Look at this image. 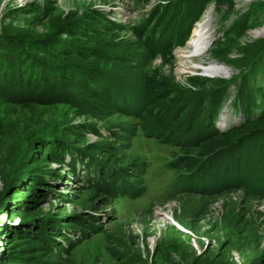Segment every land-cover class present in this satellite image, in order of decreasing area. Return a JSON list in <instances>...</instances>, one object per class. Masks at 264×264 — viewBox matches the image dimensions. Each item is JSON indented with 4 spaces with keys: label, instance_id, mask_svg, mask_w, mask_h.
I'll list each match as a JSON object with an SVG mask.
<instances>
[{
    "label": "rangeland",
    "instance_id": "rangeland-1",
    "mask_svg": "<svg viewBox=\"0 0 264 264\" xmlns=\"http://www.w3.org/2000/svg\"><path fill=\"white\" fill-rule=\"evenodd\" d=\"M255 1L264 0H0V37L10 36L25 46L31 43L32 47L46 48L67 43L107 54L88 61L92 66L88 77H99L93 82L97 88L92 95L69 83L66 96L58 94L51 104L21 100L26 96L24 91L6 95L9 98L0 96V264H192L202 253L248 264L253 252H257L255 263L264 264V191L244 186L249 173L264 179V171L258 170L264 166V132L243 136L230 152L210 146L217 136L199 145L180 148L176 144L181 138L194 144L197 137L193 133L210 131L206 124L210 111L199 117L193 114L195 107L207 99L206 92L214 90L210 85L202 87L199 78L214 79L220 84L234 79L238 83L240 59L255 54L264 45V33L260 34L264 24L246 34L238 27L225 36L233 19L245 15ZM159 7L164 8L163 12ZM99 15L122 30L111 29L105 20L98 19ZM147 19L152 24L150 30L159 32V39L179 38L170 52L159 49L151 57L135 31ZM78 24L93 30L107 27L83 40L61 35ZM199 24L204 27L200 37L204 49L199 56L188 59L204 66L222 65V75H206L201 68L180 73V56L195 38ZM190 25V35L185 37L183 32L181 36V29ZM224 37L236 46L230 54V64L217 61L210 52ZM241 81L245 85V78ZM155 82L159 88L153 99H175L158 100L160 104L147 121L172 117L178 124L176 140L173 138L176 143L147 135L141 126L143 120L114 112L112 106H102L103 97H112L122 108H128L125 102L137 108L141 99L149 97L147 93L154 89ZM234 84L226 89L227 98L214 123L216 129L224 126L227 130L243 120L242 112L233 106ZM255 84L264 88V80L258 79ZM223 89L218 91L223 93ZM180 93H186L191 103L183 106L177 102ZM50 137L67 140V144L87 152L96 164L115 162L127 173L144 162L145 173L131 176L144 192L136 198L111 199L87 186L80 179L82 169L70 173L49 160L41 141L47 142ZM184 149L191 156L219 155L223 165L229 160L230 178L215 185L214 180L205 179L200 187L216 188L208 192H181V177L186 172L171 162ZM34 156L43 169L46 165L60 169L62 179L51 180L43 196L33 198L38 202L28 204V196L23 199L24 208L15 207L5 196L23 179V163ZM234 172L237 177L231 176ZM231 181L239 184L222 188ZM17 226L26 230L24 238L12 231ZM50 228L68 231L67 235L74 239L72 244L66 247L68 240L63 238L64 243L58 234L57 244L49 245ZM73 230L82 231V236L78 238Z\"/></svg>",
    "mask_w": 264,
    "mask_h": 264
},
{
    "label": "trees",
    "instance_id": "trees-1",
    "mask_svg": "<svg viewBox=\"0 0 264 264\" xmlns=\"http://www.w3.org/2000/svg\"><path fill=\"white\" fill-rule=\"evenodd\" d=\"M230 2V7H232L233 3L232 1ZM159 8L160 11L163 12L164 8ZM204 10L205 7L201 8L198 15L200 16ZM98 19L105 20L106 25L113 30H122L115 23L107 20L101 15H99ZM263 24L264 1H255L250 4L249 8L245 12V15L239 17L237 16L233 19V22L230 23V27L228 28L225 36H229L238 27H242V33L246 34L247 31L258 28ZM106 25L99 26L96 30H93L84 27L83 24H78L75 28L65 29L61 35H71V37H77L78 39L83 40L93 31L101 33L102 30L106 29ZM151 26L152 24H150L147 19L143 21V23L135 30L139 39L145 43V47H147L150 51L151 57H154L157 54L156 50L159 49H162L161 51L170 52V49L177 44L179 38L166 36V38L159 39V32H157V30H150ZM191 28V25L188 26V28L183 27L181 29V36L184 32V36L188 37L191 33ZM9 37L10 36L0 37V96L9 98L6 95L19 94L24 91L26 96L23 95L21 100H28L29 102H32V104H51L55 102V98L58 94L66 96L69 83L73 86L83 87L89 95L94 93L97 87L93 82L99 80V77H95V79L88 77L92 73L90 72L92 66L88 64V61L92 58L94 59L96 56H99V54L103 56L107 55L105 52L100 53L98 50L83 48L78 45H69L67 43H60L56 46L51 45L52 47L50 46L46 48L37 46L32 47L31 43L25 46V44L20 42V40H12ZM235 47L236 46L233 45L229 38L224 37L223 41L218 42V44H216L210 52L213 58L217 61L230 64V54ZM237 68L239 69V75L236 77L240 78L238 83H236L233 79L229 82L225 81L221 83V85L214 79L204 81V79L199 78L200 85L202 87L210 85L214 88V90L206 92L207 94L204 96L207 99L202 102L200 107H195L196 105L191 104L195 107V111L193 113L194 116L199 117L200 113L202 114L210 111L206 121V124L210 126V131H208L207 134L198 132H196V134L193 133V136H195V138L197 137L194 144L193 142L191 143V140L186 142L183 138L180 140L175 139L178 124H176L175 120H173L169 115H166L167 118L155 117V120L151 119L150 121H147V119L151 118L156 111L154 110L155 107L160 104L158 100H163L162 102H165L166 100L169 101L175 99L172 98L173 95H171L172 99L165 97L162 98L161 96H157L156 99H153L159 88L157 82L154 83L155 85L152 84L154 89L147 93L149 97L143 98V100L141 99V103L137 108H133L132 103L127 102L124 104L128 108H122L116 105V101L112 97H103L102 100H104V102L102 103V106H112V110H114V112H125L134 116L138 120H143L144 123L141 126L146 131L147 135L163 137L164 141L167 142H177L176 144L179 145L180 148L188 145L190 146V144L199 145L203 141L204 143L210 141V138L212 139L211 136H217L214 142L209 143L210 146H216L219 150L221 149V151L222 149H228L230 152L234 149L233 146L237 143V140H240L243 136L251 133H258L259 131L264 132V88L255 84L258 79L264 80V45L258 48L255 54L242 57ZM244 78L245 85H243L241 81V79L244 80ZM234 82L236 94L234 96L233 106L236 110H240L242 112L243 120L226 131H220L215 128L214 123L225 99L227 98V93L225 94L226 89ZM247 83L250 85L245 88ZM221 88H225L223 89V93L218 91ZM186 95V93H180L179 96L181 99H178V97L177 102L183 104V106H186L187 103H191L190 99H188ZM12 97L14 98V95H12ZM14 100L18 102L20 99ZM169 128L170 132L168 131ZM92 132L97 135L100 134L97 130H93ZM43 140L41 142L44 145V150L47 152L48 156H50L49 160L51 162L61 164L62 167H66L70 173H76L79 168L82 169L80 179L82 178L87 186L89 185V187H93L100 193L107 194L109 198H136L144 192L141 185L139 186L135 179L131 178V176H134L135 173L141 175L145 173L144 162L130 169L131 172L127 173V171L121 169L119 166H116L115 162L103 161L97 164L94 163L87 152L85 153L78 150V148L71 143L67 144V140H63L62 138L58 139L50 137L47 142V139ZM209 144L207 145L208 147ZM186 151L187 150L184 149L183 152L177 154L174 161L171 162V164L181 167L186 172V175L181 177V192L191 190H204L205 192H208L216 188H214L215 186L213 185L200 187V183L203 184L205 179L214 180L215 185L220 183L223 179L230 178V175L228 174V169L231 168L229 160L224 161L225 165H223L222 162L218 161L220 158H218L219 155L214 156V154L209 153L208 155L197 157L196 155L191 156L192 154H190V151ZM33 158L34 159H31V161L23 163L24 170L20 174L23 179L16 182L15 189L8 197L5 196L6 201H13L15 207L19 206L20 208H24L22 202L24 201L23 199L26 197L28 198V196H31V198L27 199L28 204L32 205L38 202V200L35 201L33 198H36L37 195H40V197L43 196L44 190L52 185V183H50L51 180L62 179V175H60L59 172L60 169H53L48 165L44 166L43 169L40 165L36 164V156ZM233 164V167L236 168L237 163L234 160ZM258 170L261 172L264 171V166L260 168L258 167ZM231 176L237 177V174L234 172ZM247 176L248 182L245 184L242 183L244 186L248 187L251 191H264V179H259L258 174L255 173H249ZM183 179L184 181H182ZM238 184V182L231 181L227 186L222 188H228ZM13 212L14 214L11 215L12 218L15 216L16 211ZM12 231L19 238H24V234L27 233L24 228H20L18 226L12 228ZM73 231L77 233L78 238L79 234L82 236V231ZM67 233L68 231L61 233L60 230L56 228H50L47 237L49 245L55 246L57 244L55 241H58L56 238V235L58 234L60 236L62 235V241L64 243L65 240H68V242L65 243L66 247L71 245L74 239L70 237V235H67ZM28 237H30L29 234ZM42 240L44 239L42 238ZM251 254L250 263L252 262L251 264H256L257 262L255 263V258L257 256V252H253ZM199 259L201 261H199ZM192 264L236 263L232 258L229 261L225 258H221V256L217 254L212 256L207 253H202L201 256L194 258Z\"/></svg>",
    "mask_w": 264,
    "mask_h": 264
},
{
    "label": "bare ground",
    "instance_id": "bare-ground-1",
    "mask_svg": "<svg viewBox=\"0 0 264 264\" xmlns=\"http://www.w3.org/2000/svg\"><path fill=\"white\" fill-rule=\"evenodd\" d=\"M196 33L194 35V39L192 42L189 43L187 49L182 52L180 58L181 60L179 61V66L181 67L180 73H183L187 71V69L194 71H198L199 68L203 71L204 74L206 75H212V76H217V75H222L225 73V68L222 65H217V64H209L208 66H204L203 64L200 63H193L190 61L191 57L199 56L200 50L204 49L203 42H201L200 37L202 35V30L204 27L201 26V24L198 25L196 28ZM264 33V28L260 31V34ZM185 60H189V64L185 63ZM187 62V61H186ZM188 64V65H187Z\"/></svg>",
    "mask_w": 264,
    "mask_h": 264
}]
</instances>
